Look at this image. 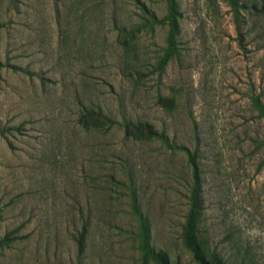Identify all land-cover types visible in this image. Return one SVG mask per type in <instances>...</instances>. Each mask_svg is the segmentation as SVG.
Returning a JSON list of instances; mask_svg holds the SVG:
<instances>
[{"label":"rangeland","instance_id":"374dc122","mask_svg":"<svg viewBox=\"0 0 264 264\" xmlns=\"http://www.w3.org/2000/svg\"><path fill=\"white\" fill-rule=\"evenodd\" d=\"M246 2L241 43L228 0H176L158 71L170 24L146 23L168 0H0V264H157L144 231L201 264L177 146L199 154L207 257L264 264V0Z\"/></svg>","mask_w":264,"mask_h":264},{"label":"trees","instance_id":"16d2710c","mask_svg":"<svg viewBox=\"0 0 264 264\" xmlns=\"http://www.w3.org/2000/svg\"><path fill=\"white\" fill-rule=\"evenodd\" d=\"M247 0H228L231 9L234 13L235 22L238 29V37L239 41L242 43L246 33L244 32L243 26L246 23L243 18L242 10L249 5ZM170 4L169 14L165 17L159 18L156 15L152 14L147 19L146 26L154 25L157 23H169L170 24V34L168 38V46L163 49L164 53L159 57L156 69L158 71H163L165 66L168 64L169 60L178 54L177 47V39L176 36L179 31L178 26V16L179 12L176 8V0H168ZM246 2V4L244 3ZM251 8L253 12H256L259 17H261V13L264 12V2L263 5L260 6L257 2H252ZM260 23L259 21H257ZM256 22V27H259V24ZM253 31V26L249 29V32ZM253 102L256 109L259 112V116L264 119V101L259 96H253ZM139 128L144 129L149 134L158 135L160 138H163L167 144H169L166 137L163 135H159L153 128L147 124H139ZM128 127V126H127ZM172 146V145H171ZM176 148L185 150L188 156V161L191 166V176L192 182L189 187V210L187 214V219L185 223V233L184 238L188 248L193 253L194 258L199 261L201 264H226L225 258H222L218 254L215 253L214 261L210 260L205 250L208 248L207 242L204 240V236L202 235L200 229V222L204 210V198H203V170L199 161V154L197 151H191L185 146H177ZM144 227V224L142 225ZM84 231V230H83ZM144 240H143V249L146 254L153 256L157 260V264H181L180 262H171L165 253L161 251L155 250L148 242V236L146 232H143ZM84 239L83 233L78 237L79 245L82 246Z\"/></svg>","mask_w":264,"mask_h":264}]
</instances>
